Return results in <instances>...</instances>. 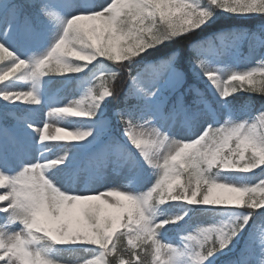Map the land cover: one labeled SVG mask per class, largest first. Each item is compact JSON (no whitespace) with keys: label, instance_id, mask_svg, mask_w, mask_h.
<instances>
[{"label":"snow or ice","instance_id":"obj_1","mask_svg":"<svg viewBox=\"0 0 264 264\" xmlns=\"http://www.w3.org/2000/svg\"><path fill=\"white\" fill-rule=\"evenodd\" d=\"M65 257L264 264V0H0V264Z\"/></svg>","mask_w":264,"mask_h":264},{"label":"rangeland","instance_id":"obj_2","mask_svg":"<svg viewBox=\"0 0 264 264\" xmlns=\"http://www.w3.org/2000/svg\"><path fill=\"white\" fill-rule=\"evenodd\" d=\"M243 42V41H242ZM241 42V43H242ZM248 45H249V43H248ZM243 66H246V65H242V67ZM60 83H53V85H52V87H55V90H53V91H51L49 94L50 95H53V96H55V95H59L60 97H62V98H64V99H70V98H78V97H76V94H75V92H72V93H67V92H65V87L66 86H61V88L59 87L60 85H59ZM59 91H61V92H59ZM44 118V114L42 113L41 114V119H43ZM207 222H209L208 220H207V218H197V219H195L194 221H193V226L195 225V224H197V223H207ZM76 257H65V260H67L68 261V264H76Z\"/></svg>","mask_w":264,"mask_h":264},{"label":"trees","instance_id":"obj_3","mask_svg":"<svg viewBox=\"0 0 264 264\" xmlns=\"http://www.w3.org/2000/svg\"><path fill=\"white\" fill-rule=\"evenodd\" d=\"M241 26H245L247 28L249 27L248 25H241ZM69 88L72 90L73 88H75V84H71ZM259 103H260V100H259V97H257V106L259 105Z\"/></svg>","mask_w":264,"mask_h":264}]
</instances>
